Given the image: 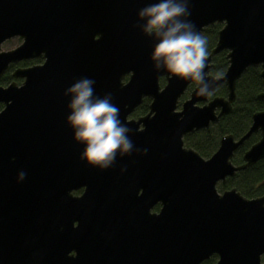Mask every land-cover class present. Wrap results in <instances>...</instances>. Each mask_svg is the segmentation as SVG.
Returning <instances> with one entry per match:
<instances>
[{
  "label": "water",
  "instance_id": "water-1",
  "mask_svg": "<svg viewBox=\"0 0 264 264\" xmlns=\"http://www.w3.org/2000/svg\"><path fill=\"white\" fill-rule=\"evenodd\" d=\"M150 2L0 0V79L10 65L47 59L41 67L16 69L20 86H0V264H122L125 223L137 264H202L212 256L216 264H264V196L216 189L264 159V111L253 114L240 139L222 137L209 159L183 142L232 112L236 84L249 68L261 69L258 99L264 101V0H190L189 19L200 32L222 25L205 71L214 92L225 86L227 98L210 101L196 95L195 81L153 71L154 42L133 27ZM96 35L101 41H93ZM15 37L21 46L2 52ZM224 51L228 68L217 80L210 62ZM83 77L95 81L98 96L111 94L138 150L105 171L78 162L81 147L65 125L63 93ZM144 97L152 99L150 115L127 122ZM258 132L244 164L233 165L235 151ZM21 170L27 175L18 182ZM79 188L84 193L74 198ZM157 204L159 213H150Z\"/></svg>",
  "mask_w": 264,
  "mask_h": 264
},
{
  "label": "clouds",
  "instance_id": "clouds-1",
  "mask_svg": "<svg viewBox=\"0 0 264 264\" xmlns=\"http://www.w3.org/2000/svg\"><path fill=\"white\" fill-rule=\"evenodd\" d=\"M189 4L190 0H152L137 12L133 27L154 42L149 56L154 72L195 81L196 95L211 97L214 84L205 71L208 41L189 19ZM222 75L218 73L216 79ZM94 85L93 79L83 77L65 89V125L72 133V141L81 147L78 162L105 171L118 156L129 155L136 149L111 94L98 96ZM26 175L19 171L17 181L22 182Z\"/></svg>",
  "mask_w": 264,
  "mask_h": 264
},
{
  "label": "trees",
  "instance_id": "trees-1",
  "mask_svg": "<svg viewBox=\"0 0 264 264\" xmlns=\"http://www.w3.org/2000/svg\"><path fill=\"white\" fill-rule=\"evenodd\" d=\"M221 25L215 24L202 32L207 38L208 53L215 47L218 38V32ZM215 66L211 69V74L216 77L218 73L225 72L227 67L225 52L220 53L214 58ZM7 79H1L0 85L8 82ZM193 88V85L190 89ZM262 92L259 68H249L241 76L236 84V101L231 115L222 117L218 122L212 124L209 129L194 132L184 137V145L187 148L196 151L202 158H210L217 150L220 139L225 135H232L235 138L243 136L251 125L252 114L264 111V101L258 99ZM215 95L225 96L226 89L221 86L217 89ZM2 106L0 105V111ZM259 139V134H254L250 139L240 147L234 154L232 163L234 165L242 164V156L251 145ZM235 188L246 199H254L264 195V159L247 170L240 171L234 178L227 179L220 190ZM215 257L203 264H212Z\"/></svg>",
  "mask_w": 264,
  "mask_h": 264
},
{
  "label": "flooded vegetation",
  "instance_id": "flooded-vegetation-1",
  "mask_svg": "<svg viewBox=\"0 0 264 264\" xmlns=\"http://www.w3.org/2000/svg\"><path fill=\"white\" fill-rule=\"evenodd\" d=\"M213 26V25H212ZM210 27V26H209ZM208 28V27H207ZM206 29V28H205ZM204 31V30H203ZM202 31V32H203ZM201 32V33H202ZM16 40V41H18V43H19V46H21V44H22V42H23V39H21L20 37H15V38H12V39H10V40H7L6 42H4L3 44H2V46L5 44V43H7V42H9V41H11V40ZM64 41H85L83 38H79V39H77V40H75V39H70V38H66V39H64ZM93 41H101V38H100V36L99 35H96L94 38H93ZM2 46H1V51L2 52H8V51H11V50H2ZM18 46V47H19ZM216 46V45H215ZM18 47H16V48H18ZM15 48V49H16ZM215 48V47H214ZM213 48V49H214ZM212 49V50H213ZM13 50V49H12ZM211 50V51H212ZM225 52V59H226V55H227V52L226 51H224ZM80 54V53H79ZM210 54V53H209ZM220 54V53H219ZM218 54V55H219ZM217 56V55H216ZM216 56H214L212 59H211V62H210V65H211V68H210V71H209V75H211V76H213L212 74H211V69L212 68H214V66H215V61H214V58L216 57ZM46 58H45V56L42 54L40 57H38V58H34V59H31V60H26V61H22V62H19V63H17V64H15V65H10L9 67H8V69H7V71L5 72V74L3 75V77L1 78V79H9L8 80V82L7 83H5V81L3 82V84L2 85H0V86H3V87H7L9 84H11L12 82H16V80L12 77V74L14 73V71L16 70V69H26V68H32V67H41V66H43L45 63H46ZM226 63H227V67H226V69H225V72H226V70H227V68H228V61H227V59H226ZM260 69V68H259ZM260 71H261V69H260ZM225 72H224V74H225ZM131 73H128V74H126V75H124L123 76V78H122V80H121V83L123 84V85H126L128 82H129V80H130V77H131ZM223 76V75H222ZM221 76V77H222ZM214 77V76H213ZM216 78V77H215ZM0 79V80H1ZM18 80H20V85L23 83V80H21V79H18ZM16 84L18 85V83L16 82ZM20 85H18V86H20ZM166 85V80H165V78H160V80H159V86H160V89H163L164 88V86ZM193 85V88L192 89H190V87ZM192 85H190L189 86V88H188V90L186 91V93L180 98V101H179V110H180V106H181V104L185 101V100H187V99H185L184 101H182L185 97H186V94L189 92V95H190V93H191V91L195 88V84H192ZM221 87V86H220ZM219 88V87H218ZM217 88V89H218ZM217 89H216V91H217ZM216 91L213 93V95L211 96V97H208V100L210 101V100H212L213 98H215V97H223V98H227V91H226V95L225 96H217V95H215V93H216ZM151 103H152V99L151 98H148V97H144L143 99H142V101L132 110V111H130V112H128L127 114H126V121L127 122H138V121H140V120H142V119H144V118H146V117H148L149 115H150V106H151ZM234 104H235V102L232 104V111H233V107H234ZM2 106V105H1ZM200 106H202V104L200 105ZM125 110V109H124ZM126 111V110H125ZM259 112H261V111H259ZM232 113V112H231ZM231 113L229 114V115H231ZM257 113V112H256ZM255 114V113H254ZM228 116V115H227ZM227 116H223V117H227ZM252 116H253V114H252ZM252 116H251V123H252ZM222 118V117H221ZM220 119V118H219ZM218 122V121H217ZM216 123V122H215ZM214 124V123H213ZM212 125V124H211ZM210 125V126H211ZM251 126V125H250ZM210 128V127H209ZM208 128V129H209ZM250 128V127H249ZM142 129V126L140 125V127L138 128V130H141ZM204 130H206V129H204ZM248 131V130H247ZM190 134H192V133H190ZM246 134V133H245ZM244 134V135H245ZM256 134H259V139L256 141V142H258L259 140H260V133L258 132V133H256ZM189 135V134H188ZM243 135V136H244ZM254 135V134H253ZM187 136V135H186ZM185 136V137H186ZM225 136H227V135H225ZM224 137V136H223ZM234 137V136H233ZM242 137V136H241ZM240 137V138H241ZM235 138V137H234ZM240 138H235L236 140H238V139H240ZM184 139V138H183ZM222 139V138H221ZM220 139V140H221ZM250 139V138H249ZM248 139V140H249ZM247 140V141H248ZM246 141V142H247ZM184 142V141H183ZM245 142V143H246ZM255 142V143H256ZM244 143V144H245ZM254 143V144H255ZM253 144V145H254ZM219 145H220V142H219ZM252 146V145H251ZM184 147H185V145H184ZM242 147V146H241ZM185 148H187V147H185ZM218 148H219V146H218ZM218 148H217V150H218ZM240 148V147H239ZM238 148V149H239ZM188 149H190V148H188ZM237 149V150H238ZM250 149V148H249ZM216 150V151H217ZM236 150V151H237ZM235 151V152H236ZM235 154V153H234ZM244 154H245V152H244ZM244 154H243V156H244ZM234 156V155H233ZM243 156H242V164H244V162H243ZM204 159V158H203ZM233 159V158H232ZM242 164H240V165H242ZM234 165V164H233ZM240 165H235V166H240ZM249 169V168H248ZM247 170V169H246ZM239 173V172H238ZM237 174V173H236ZM236 174L233 176V177H228V178H226V180H225V182L223 183V182H219L218 184H217V186H216V189H217V191H218V193H220V194H222L223 192H225V191H230V190H232V189H235V188H230V189H223V190H220V186L222 187V186H224L225 184H226V181H227V179H230V178H234L235 176H236ZM84 190H85V188H79V189H76V190H74V191H72L71 192V195L74 197V198H80L82 195H83V193H84ZM236 190V189H235ZM237 191V190H236ZM238 192V191H237ZM142 193V191L140 190L139 191V193H138V196H140V194ZM240 193V192H239ZM241 194V193H240ZM264 196V195H263ZM262 197V196H261ZM259 198V197H258ZM254 199H256V198H254ZM160 209H161V207H160V204H157L156 206H154L153 207V209L152 210H150V213H152V214H158L159 213V211H160ZM129 222V221H128ZM133 225H134V223H133ZM78 226V222H75L74 223V227H77ZM127 228H129V225L127 224V223H125V229H124V236H123V241L127 244V242L128 241H130L129 239H127V236H126V234H127V232H128V229ZM140 242V241H139ZM126 244H124V243H121V250L123 251V253H125L124 255H123V257H121L120 259H119V261L122 263V264H124V261H123V259H126V261H127V263L128 264H137V256H136V254H135V249L132 247V246H126ZM68 256L69 257H72V258H75L76 257V251L75 250H71L70 251V253L68 254ZM215 257V261H214V263H212V264H216V262H217V256H213V257H211L210 259H208L207 261H205V262H208L209 260H211L212 258H214ZM203 264V263H202Z\"/></svg>",
  "mask_w": 264,
  "mask_h": 264
},
{
  "label": "rangeland",
  "instance_id": "rangeland-1",
  "mask_svg": "<svg viewBox=\"0 0 264 264\" xmlns=\"http://www.w3.org/2000/svg\"><path fill=\"white\" fill-rule=\"evenodd\" d=\"M19 46V43H18V41H16V40H11V41H9V42H7V43H5L3 46H2V50H12V49H15L16 47H18ZM16 82L18 83V85H20V80H16ZM190 92V91H189ZM189 92L186 94V97L182 100V101H184L185 99H187V98H189ZM179 110V109H178ZM213 257V256H212ZM263 259H264V257H263ZM262 259V262L264 261Z\"/></svg>",
  "mask_w": 264,
  "mask_h": 264
}]
</instances>
